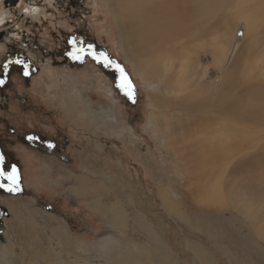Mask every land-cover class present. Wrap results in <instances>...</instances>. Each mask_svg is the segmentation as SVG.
<instances>
[{
	"label": "rangeland",
	"instance_id": "rangeland-1",
	"mask_svg": "<svg viewBox=\"0 0 264 264\" xmlns=\"http://www.w3.org/2000/svg\"><path fill=\"white\" fill-rule=\"evenodd\" d=\"M181 1L185 24L178 22L165 32L160 44L163 54L170 53L178 69L180 64L187 66L194 95H215L221 88L239 111L260 112L264 0ZM32 2L42 7L39 19L35 11L25 12ZM22 4L14 12L15 20L38 40L40 51L32 42L29 49L42 72L27 75L28 80L13 75L12 85L5 89L8 97L0 106L3 167L10 172L15 166L19 175L18 190L0 188V260L111 264V258L121 253L132 258L153 254L158 257L156 264H264V235L258 237L219 190L237 162L264 153V112L255 118L229 115L228 153L206 159L199 152V140L211 135L207 125L212 117L206 111L211 108L201 106L191 113L192 122H204L205 129L199 136L194 134L196 139L182 135L184 149L183 140L171 149L150 121V96L159 92V84L140 78L132 53L122 49L115 10L106 0H83L81 8L67 0H23ZM189 5L194 7L191 19ZM21 40L15 33L7 34L0 52L11 43L26 54ZM72 41H80L85 49L81 59L69 55L77 51ZM125 78L132 85L131 95L120 87ZM76 94L88 102L77 103L76 108L91 111V128L69 119L63 104ZM175 109L166 111L171 123L186 122V116ZM212 160H216V177L206 182ZM237 167L230 179L235 182L233 196L237 187L246 184L264 189V176L256 179L246 165ZM260 171L264 172L262 166ZM79 177L86 185L83 192L74 193ZM101 182L106 186L97 190ZM217 190L220 201L213 199ZM110 205L118 212L110 213ZM122 210L123 220L118 214ZM106 241L112 243L114 257L100 250ZM167 243L177 252L167 249Z\"/></svg>",
	"mask_w": 264,
	"mask_h": 264
},
{
	"label": "bare ground",
	"instance_id": "bare-ground-1",
	"mask_svg": "<svg viewBox=\"0 0 264 264\" xmlns=\"http://www.w3.org/2000/svg\"><path fill=\"white\" fill-rule=\"evenodd\" d=\"M106 1L108 2L109 6H111L115 10L114 19L116 21L119 30L122 49L124 52L130 51V53H132V58L137 62L136 65L137 73L139 74L140 78L148 84L152 80H155V82L159 84V92H154V94L150 96V102H151L150 110L151 109L153 110L152 114L150 113L151 114L150 121L151 124H153L154 127L156 128L155 133L159 135L171 149L175 150L177 148V144H179V141L183 140L181 139L182 135L187 134L189 135L188 137L196 139L195 135H198L199 132L205 129L204 122L199 120H197V123L192 122L191 113L197 111L198 108H200L201 106H208L211 109L206 111L207 114H210V116L212 117V122L208 123L207 125L208 127L207 126L206 127L212 129L213 131L211 132V135L208 138L203 139V141H201V139L199 140V142H201L200 143L201 147L199 152L204 157H206V159L207 156H212L213 154L217 155L219 153L221 156L227 154L228 153L227 151H229L231 146V136L229 130L227 129L228 121H229L227 120V118L229 117V115L236 113L235 115L237 118H244V116L249 114L250 116L255 118L258 116H263V113L261 111L264 112V108H258L259 110H261L260 112L258 110H254L252 112L244 111V109L246 108H243L241 111H239L233 106L230 99L226 98L228 93L225 94V91L221 90V88H217L219 93H215V95L214 93L213 94L209 93L211 95H207L206 97L204 96L198 97L196 93L194 95L191 92L192 86L190 80L187 78V71H186L187 66L180 64L181 68L179 67L180 69H178L176 66L173 65L174 57H172V55H170V53L168 52L166 54H163V52L160 49L162 37L164 36L165 32L168 33V30L171 28V26L178 22L181 24L183 23L185 24V20L182 19L185 18L184 7L182 5L183 1L181 0H106ZM189 7H190L189 13L187 14L191 19V16L195 15L194 7L193 5L192 6L189 5ZM27 11L28 14L30 15H33V12L35 11L36 15H38V19L39 17L43 16V14H40L42 13V7H40V5L36 2H32L30 7H27ZM245 21L246 20H244V23H247ZM258 25L256 23V26ZM254 28L255 27H253V29ZM250 31L252 32V30ZM247 33H249V30ZM155 52L158 54V56L155 55ZM159 53L161 54V56ZM152 55H154V59H152ZM246 82L248 84H251V80H249L248 78L246 79ZM71 86L72 88H74V84ZM75 89L76 88H74V90ZM75 96L76 97L73 98L70 95L72 101L70 103H67L66 101L63 105L65 106V109L69 114L68 115L69 119L73 120V123H75V125H78L79 127L88 128L92 123V120L89 119L91 117V111L82 110V109L77 111L76 108L77 103L78 104L81 103L82 105H84L85 103L88 102L83 101L82 98H78L79 96L78 94H76ZM217 100L220 102H215ZM202 103L203 105H200ZM174 107L178 108V110L175 109V111L178 112L177 113L178 115L184 114L186 116L187 119L186 122H184V120L182 119H177V124L171 123L172 122L171 119H169L166 116V111L174 110ZM200 124H202L203 126L198 128ZM194 126H196L197 128H195ZM192 127L195 128L193 133L191 132ZM181 143H182L181 149H184L185 147L184 144L186 143V141L183 140ZM215 161L216 160L209 161L210 176L209 175L206 176L207 179L206 182L211 177H216L215 175L217 172V167L215 165ZM242 164L248 167L247 171H249V173L253 178L261 179L264 176V172L260 171V166L264 168V153L260 155H255V156L251 155L242 158L241 161L235 164L234 168L230 169L231 172L229 170L231 174L230 175L231 178L233 177L232 176L233 173H235L236 166H238L237 167L238 169ZM230 179L228 180L225 179L224 182L219 187V190L223 192V199L227 200L228 204L239 212L242 220L245 223L249 224L250 227H252L254 232L258 234V237L263 236L264 235V189L260 188L262 187L260 185H259L260 187H258L257 184L256 187L250 185L246 186L247 185L246 184L245 187H237L238 193L237 195L233 196V191H234L233 183L235 182L232 183ZM76 180H77L76 182L79 184V187L74 189V193L83 192L82 190H84L83 187L85 188L86 181L80 179V177ZM105 186L106 184L101 182L96 186V189L97 190L102 189ZM219 190H217L213 196V199L216 201H220L222 198L220 196L221 193ZM164 202L167 206L171 204V202H169L166 196ZM110 207L107 208V210L110 213L115 214L118 212L116 211V209L113 210L114 207L112 208L111 205ZM118 214L122 217L121 220H123L125 216L124 211L122 210V212ZM68 244H70V239ZM168 246L170 247L169 248L170 251L177 252L176 248H174L172 245L170 246L167 243L165 247L168 249ZM76 247L79 250L83 251V248L80 247L79 245ZM100 250L107 254H111L114 252L112 243L108 241H106L103 245H101ZM146 255L147 256H144L145 258H132L127 254L122 255L120 253L118 254V257L116 256L114 257L113 255L114 258H111V262H112L111 264H156L157 263L155 262L154 258L158 259V257L153 256V254H146ZM200 259L203 261L204 257L200 256ZM6 260H7L6 257L2 258V260H0L1 264H8L5 263L7 262Z\"/></svg>",
	"mask_w": 264,
	"mask_h": 264
},
{
	"label": "flooded vegetation",
	"instance_id": "flooded-vegetation-1",
	"mask_svg": "<svg viewBox=\"0 0 264 264\" xmlns=\"http://www.w3.org/2000/svg\"><path fill=\"white\" fill-rule=\"evenodd\" d=\"M70 4L74 7L78 5V8H81L83 4V0H67ZM80 2L77 4L76 2ZM23 0H0V43L6 38L7 34L15 33L16 37H21V43L25 46L26 54L19 50L17 47L12 45L11 43L6 45V51L0 52V80L3 83H0V106H2V101L6 100L8 97L7 93H5V89L12 85V78L13 75L21 76L28 80L27 75H24V72L27 71L28 75H38L42 72V69L37 65V62H34L30 55V45L31 42L33 43V48L39 52V45L38 40L33 38L32 35L26 34L25 31L21 30L18 26L17 21L15 20L16 15L14 12L23 6ZM28 13L27 9L25 11ZM16 22V23H15ZM13 30H18L14 32ZM83 38V37H82ZM83 43L86 41L85 39L81 40ZM82 43V46H83ZM76 48L81 49L80 41H76ZM54 53L51 52V56ZM18 61L22 63H18ZM28 63H27V62ZM3 148V146H2Z\"/></svg>",
	"mask_w": 264,
	"mask_h": 264
},
{
	"label": "snow or ice",
	"instance_id": "snow-or-ice-1",
	"mask_svg": "<svg viewBox=\"0 0 264 264\" xmlns=\"http://www.w3.org/2000/svg\"><path fill=\"white\" fill-rule=\"evenodd\" d=\"M73 44H75V41H72ZM92 46L89 45V49ZM85 52V49H77L76 52H70L69 55L73 57V59H81V54H83ZM94 58L95 54L91 53ZM18 63H22L20 61H18ZM24 75H28V72L25 71ZM0 83H3L2 80H0ZM121 88H125L128 90L127 94L131 95V89H132V85L129 81H127V79H124V82L120 85ZM3 163H4V157L2 154H0V188H6L8 191H16L19 188V175H18V169L13 166L10 172H6L4 170L3 167ZM5 181H7L8 183L6 184Z\"/></svg>",
	"mask_w": 264,
	"mask_h": 264
}]
</instances>
